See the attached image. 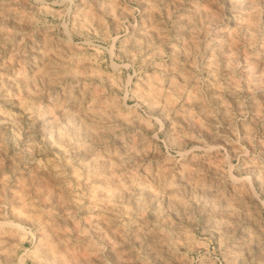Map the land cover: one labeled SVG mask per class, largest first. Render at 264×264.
<instances>
[{
	"label": "rangeland",
	"instance_id": "1",
	"mask_svg": "<svg viewBox=\"0 0 264 264\" xmlns=\"http://www.w3.org/2000/svg\"><path fill=\"white\" fill-rule=\"evenodd\" d=\"M0 264H264V0H0Z\"/></svg>",
	"mask_w": 264,
	"mask_h": 264
}]
</instances>
